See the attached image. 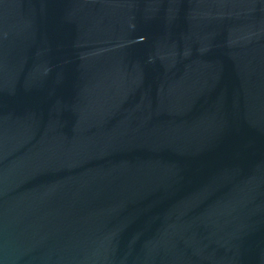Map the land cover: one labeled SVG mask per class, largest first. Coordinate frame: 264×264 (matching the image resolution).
<instances>
[{
	"label": "water",
	"instance_id": "water-1",
	"mask_svg": "<svg viewBox=\"0 0 264 264\" xmlns=\"http://www.w3.org/2000/svg\"><path fill=\"white\" fill-rule=\"evenodd\" d=\"M0 264H264V0H0Z\"/></svg>",
	"mask_w": 264,
	"mask_h": 264
}]
</instances>
